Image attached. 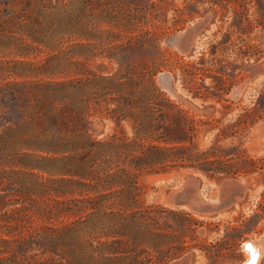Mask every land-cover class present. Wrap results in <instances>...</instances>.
I'll list each match as a JSON object with an SVG mask.
<instances>
[{
	"label": "rangeland",
	"instance_id": "374dc122",
	"mask_svg": "<svg viewBox=\"0 0 264 264\" xmlns=\"http://www.w3.org/2000/svg\"><path fill=\"white\" fill-rule=\"evenodd\" d=\"M262 61L264 0L0 2V81L41 87L21 102L0 100V137L6 125L23 126L22 137L41 131L50 104L40 94L49 82H59L51 105L68 117L89 112L98 139L120 131L133 134V123H118L115 112H167L170 123L195 128L193 143L200 151L219 145L228 153L264 158V72L257 69ZM71 124L60 128L67 135H55L70 140ZM2 142L0 171L11 179L4 187L9 193L2 214L12 221L0 235L22 236L31 226L76 227L87 204L81 187L61 172L37 178L30 173L37 170L17 160L26 151L43 153L77 170L79 151L36 152L26 145L11 150ZM140 184L146 205L167 210L152 213L160 231L174 235L158 246L149 236L143 245L151 261L245 264V243L263 237L256 264H264V170L231 177L171 168L145 174ZM46 204L71 211L49 219L50 213L38 211ZM88 225L66 233V242L80 249ZM60 259L70 264L66 253ZM87 264H104L103 256L96 251Z\"/></svg>",
	"mask_w": 264,
	"mask_h": 264
},
{
	"label": "trees",
	"instance_id": "16d2710c",
	"mask_svg": "<svg viewBox=\"0 0 264 264\" xmlns=\"http://www.w3.org/2000/svg\"><path fill=\"white\" fill-rule=\"evenodd\" d=\"M20 1L0 2L10 6ZM8 13L12 21L14 14ZM26 85L27 82L23 80L0 81V100L9 97L21 102L29 93L41 89L35 83L30 87ZM61 85L59 82H49L45 92L40 94L50 104L42 113L41 118L45 124L41 131L22 137L20 130L23 126L6 125L0 138L2 145L11 150L22 145L45 153L68 147L78 150L80 166L77 170L66 168L68 164L61 163L56 157L30 151L23 152L17 163H21L24 168L37 170L30 171L37 178L43 179L44 173L61 172L69 175L66 179L79 185L81 193L87 194L83 198L87 204L80 208L86 211L75 220L77 226L74 228L31 226L28 233L17 237L11 232H4L7 236L0 235V264H63L60 259L63 253L71 258L70 264H87L96 251L103 256L104 264H162L160 260L151 261L148 258L143 243L150 236L152 243L158 246L162 238L167 236L172 240L174 235L162 233L158 217L152 214L167 210L160 206L146 205L142 201V176L171 168H190L231 177L264 170V158L254 159L240 151L228 153L219 145L204 151L198 150L193 143L195 128L184 126L178 120L170 123L167 112H115L112 117L118 123L123 120L133 123V134L128 136L120 131L98 139L95 129L89 125V112L68 117L60 112L62 108L51 105L58 97L59 89L56 87ZM120 85L124 87V83ZM70 120L72 124L68 134L71 139L55 135L56 132L67 135L60 128L66 127ZM9 121L6 119V122ZM56 127L59 130H54ZM8 181L11 179L8 180L0 171V228L11 225L12 221L11 217L6 218L2 214V209L7 205L4 201L9 192L4 187ZM23 207L28 206L23 204ZM38 211L40 214L50 213L52 216L48 218L51 219L71 209L46 204L39 207ZM86 224H89V231L84 234L80 249L76 250L74 244L66 242V233ZM97 235L106 239L96 242ZM182 250L184 248L180 247L178 253Z\"/></svg>",
	"mask_w": 264,
	"mask_h": 264
},
{
	"label": "bare ground",
	"instance_id": "6f19581e",
	"mask_svg": "<svg viewBox=\"0 0 264 264\" xmlns=\"http://www.w3.org/2000/svg\"><path fill=\"white\" fill-rule=\"evenodd\" d=\"M262 240H263V237L255 241H249L250 250H247L248 251L247 261L252 259L254 264L258 262L261 252H262V247H263Z\"/></svg>",
	"mask_w": 264,
	"mask_h": 264
},
{
	"label": "water",
	"instance_id": "95a60500",
	"mask_svg": "<svg viewBox=\"0 0 264 264\" xmlns=\"http://www.w3.org/2000/svg\"><path fill=\"white\" fill-rule=\"evenodd\" d=\"M191 29H189L185 34L181 35L180 37H186L188 36L190 33H191ZM257 69L261 72H264V61L260 62L258 65H257ZM244 247L246 248V250H250V242H247L245 243ZM246 264H254L253 263V260H249L246 262Z\"/></svg>",
	"mask_w": 264,
	"mask_h": 264
}]
</instances>
